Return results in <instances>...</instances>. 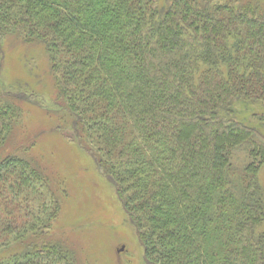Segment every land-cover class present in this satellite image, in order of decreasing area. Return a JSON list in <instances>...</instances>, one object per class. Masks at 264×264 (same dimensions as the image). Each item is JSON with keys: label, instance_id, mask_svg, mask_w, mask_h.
<instances>
[{"label": "trees", "instance_id": "trees-1", "mask_svg": "<svg viewBox=\"0 0 264 264\" xmlns=\"http://www.w3.org/2000/svg\"><path fill=\"white\" fill-rule=\"evenodd\" d=\"M7 36L45 48L147 264H264V0H0ZM2 88L0 264H79L50 237L51 175L7 145L23 107Z\"/></svg>", "mask_w": 264, "mask_h": 264}, {"label": "rangeland", "instance_id": "rangeland-1", "mask_svg": "<svg viewBox=\"0 0 264 264\" xmlns=\"http://www.w3.org/2000/svg\"><path fill=\"white\" fill-rule=\"evenodd\" d=\"M50 65L42 44L12 36L0 40V90L3 86L10 95L20 94L23 107L7 145L51 175L61 200L50 237L74 247L79 264H147L138 229L115 185L100 169L91 146L83 145L75 129L62 121ZM249 123L264 130L258 119ZM247 158L243 149L234 152L239 165ZM259 175L264 186V164Z\"/></svg>", "mask_w": 264, "mask_h": 264}, {"label": "water", "instance_id": "water-1", "mask_svg": "<svg viewBox=\"0 0 264 264\" xmlns=\"http://www.w3.org/2000/svg\"><path fill=\"white\" fill-rule=\"evenodd\" d=\"M123 248H124V247H123ZM123 248H122V249H123Z\"/></svg>", "mask_w": 264, "mask_h": 264}]
</instances>
